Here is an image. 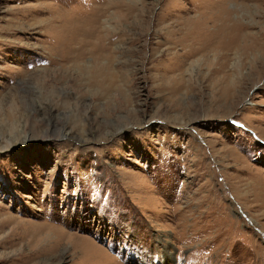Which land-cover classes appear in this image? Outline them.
Returning <instances> with one entry per match:
<instances>
[{
    "label": "rangeland",
    "instance_id": "rangeland-1",
    "mask_svg": "<svg viewBox=\"0 0 264 264\" xmlns=\"http://www.w3.org/2000/svg\"><path fill=\"white\" fill-rule=\"evenodd\" d=\"M0 145V264H264V0H0Z\"/></svg>",
    "mask_w": 264,
    "mask_h": 264
},
{
    "label": "bare ground",
    "instance_id": "bare-ground-1",
    "mask_svg": "<svg viewBox=\"0 0 264 264\" xmlns=\"http://www.w3.org/2000/svg\"><path fill=\"white\" fill-rule=\"evenodd\" d=\"M88 2H90V1H88ZM93 5V4H92ZM89 6H91V4L89 5ZM92 7V6H91ZM93 8V7H92ZM84 11V10H83ZM86 11H87V8H86ZM86 11H84V14H85V12ZM94 11V10H93ZM88 12H89V10H88ZM76 12L74 11L72 14H75ZM79 13V12H78ZM77 13V14H78ZM90 13V12H89ZM83 14V15H84ZM93 15V14H92ZM205 16V15H204ZM229 16H230V12H227L226 13V19H230L229 18ZM96 17H98V16H96ZM80 18V17H79ZM78 18V19H79ZM93 18V17H92ZM77 19V18H76ZM89 19V18H88ZM74 20V19H73ZM80 20V19H79ZM78 20V21H79ZM83 20V19H82ZM90 20V19H89ZM95 20V19H94ZM93 20V21H94ZM195 20V19H194ZM82 22V21H81ZM199 22V21H198ZM230 22L231 21H228V26H231L232 28H235V25H233V24H230ZM92 23V22H91ZM99 23V22H98ZM187 23H188V21H187ZM208 23V22H207ZM232 23H233V21H232ZM93 24V23H92ZM160 24V23H159ZM183 24V23H182ZM190 24V23H189ZM235 24V23H234ZM201 25V24H200ZM202 26V25H201ZM204 26V25H203ZM218 26V25H217ZM185 27V26H184ZM190 27H192V26H190ZM239 27V26H238ZM218 29V28H217ZM90 30V29H89ZM95 31L97 30V28L96 29H94ZM185 30V29H184ZM187 31V30H186ZM80 32V31H79ZM92 32V31H91ZM94 32V31H93ZM185 32V31H184ZM169 33V32H168ZM172 32L170 31V33L169 34H167L168 36L171 34ZM173 34V33H172ZM171 34V35H172ZM191 34V33H190ZM194 34H195V32H194ZM220 34V33H219ZM226 34V33H225ZM182 35V34H181ZM203 35H204V33H203ZM92 36H94V40H95V42L93 43V47H92V49L90 50V52H93L94 54H96V55H99V53H107V51H108V49L106 48V46L103 44V41L104 40H106V39H104V37L103 36H99L98 34H95V33H92ZM166 36V35H165ZM88 38V37H87ZM93 38V37H92ZM91 38V39H92ZM182 39H184V38H182ZM235 39V38H234ZM203 40V39H202ZM184 41V40H183ZM168 42V41H167ZM175 42V41H174ZM234 42V41H233ZM88 44V43H87ZM108 46V45H107ZM87 47V46H86ZM86 50V49H85ZM82 52V51H81ZM81 54L82 53H80L79 55L81 56ZM107 77V76H106ZM113 77V76H112ZM112 77H110V78H112ZM108 78V77H107ZM110 78H108L109 80H110ZM112 81V80H111ZM98 83H99V81H98ZM262 139V138H261ZM5 147V146H4ZM0 148H1V145H0ZM238 195V194H237ZM93 261V259L91 258V257H88V259L85 261V263L84 264H90L91 262ZM98 260L96 259V262H97ZM94 263V262H93Z\"/></svg>",
    "mask_w": 264,
    "mask_h": 264
},
{
    "label": "crops",
    "instance_id": "crops-1",
    "mask_svg": "<svg viewBox=\"0 0 264 264\" xmlns=\"http://www.w3.org/2000/svg\"><path fill=\"white\" fill-rule=\"evenodd\" d=\"M243 187L246 188V193L249 194V195H252V194L255 195L254 192L257 193L258 191H259V195H261V193H262V191L259 189L260 187L256 186V184H252L251 185V184H249L247 182H244L243 183ZM254 200L257 202L256 199H254ZM261 202L262 203H259L258 206H261V207L263 206L262 209H264V202L263 201H261Z\"/></svg>",
    "mask_w": 264,
    "mask_h": 264
}]
</instances>
